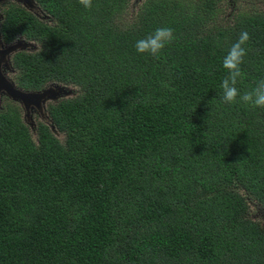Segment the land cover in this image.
Segmentation results:
<instances>
[{
  "label": "trees",
  "instance_id": "1",
  "mask_svg": "<svg viewBox=\"0 0 264 264\" xmlns=\"http://www.w3.org/2000/svg\"><path fill=\"white\" fill-rule=\"evenodd\" d=\"M0 37L39 48L11 57L17 87L72 85L46 108L55 138H36L18 108L0 109V264H264V108L223 101L222 61L247 31L241 95L264 80V11L224 0H33ZM157 28L175 39L158 56L137 40Z\"/></svg>",
  "mask_w": 264,
  "mask_h": 264
},
{
  "label": "rangeland",
  "instance_id": "2",
  "mask_svg": "<svg viewBox=\"0 0 264 264\" xmlns=\"http://www.w3.org/2000/svg\"><path fill=\"white\" fill-rule=\"evenodd\" d=\"M145 0H128L126 10L122 16L123 21H128L138 10L139 6ZM219 16L224 21L230 17L231 13L238 10H257L264 11V0H224L221 3ZM20 6L27 12H30L37 20L42 23L51 25L52 19L42 12L32 0H0V19L2 13L10 6ZM39 48V44L33 40L25 39L22 36H16L9 43H3L0 37V79L5 83H0V109L5 100L16 105L21 121L28 127L30 135L36 138L37 124L45 125L51 134L58 140H62L63 135L58 133L52 126L46 112V108L50 104L56 103L60 99L73 97L77 90L72 85H63L60 83H47L40 90V98L31 100H21L19 98L11 99L6 91V87H10L16 93H28L33 91H23L15 82V71L11 65V57L16 52H34ZM39 95V96H40ZM247 217L258 222L264 227V210L253 202H247Z\"/></svg>",
  "mask_w": 264,
  "mask_h": 264
},
{
  "label": "clouds",
  "instance_id": "3",
  "mask_svg": "<svg viewBox=\"0 0 264 264\" xmlns=\"http://www.w3.org/2000/svg\"><path fill=\"white\" fill-rule=\"evenodd\" d=\"M86 8L91 7V0H79ZM175 39L173 30L170 28H157L151 35L136 41L135 49L138 54H149L158 56L165 46ZM250 39L247 31L239 34L238 40L228 49L224 56L222 66L227 70L228 75L222 80L223 101L225 103H235L237 97L254 108H264V80L257 82L251 90L241 95L236 87L238 78L242 77L240 65L246 56V49L243 47Z\"/></svg>",
  "mask_w": 264,
  "mask_h": 264
},
{
  "label": "water",
  "instance_id": "4",
  "mask_svg": "<svg viewBox=\"0 0 264 264\" xmlns=\"http://www.w3.org/2000/svg\"><path fill=\"white\" fill-rule=\"evenodd\" d=\"M0 83L4 84L5 81L1 78L0 79ZM6 91L9 94L10 98L13 99V100H15L14 98H19L21 100H27V101L30 102L31 100H35V99L41 97L40 90L39 91L28 92V93H19V92L16 93L12 89H10V87H6Z\"/></svg>",
  "mask_w": 264,
  "mask_h": 264
},
{
  "label": "flooded vegetation",
  "instance_id": "5",
  "mask_svg": "<svg viewBox=\"0 0 264 264\" xmlns=\"http://www.w3.org/2000/svg\"><path fill=\"white\" fill-rule=\"evenodd\" d=\"M33 1V0H32ZM34 2V1H33ZM35 3V2H34ZM9 8V7H8ZM7 8V9H8ZM7 9L5 10V11H7ZM5 11L2 13V16H1V19H0V21L2 20V17H3V14L5 13Z\"/></svg>",
  "mask_w": 264,
  "mask_h": 264
}]
</instances>
